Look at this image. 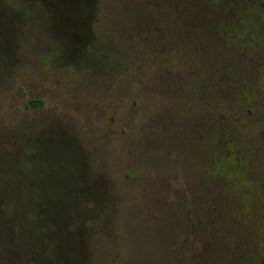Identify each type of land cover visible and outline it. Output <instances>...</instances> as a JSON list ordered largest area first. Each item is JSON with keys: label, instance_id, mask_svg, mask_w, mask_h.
Masks as SVG:
<instances>
[{"label": "rangeland", "instance_id": "obj_1", "mask_svg": "<svg viewBox=\"0 0 264 264\" xmlns=\"http://www.w3.org/2000/svg\"><path fill=\"white\" fill-rule=\"evenodd\" d=\"M0 264H264V0H0Z\"/></svg>", "mask_w": 264, "mask_h": 264}, {"label": "trees", "instance_id": "obj_2", "mask_svg": "<svg viewBox=\"0 0 264 264\" xmlns=\"http://www.w3.org/2000/svg\"><path fill=\"white\" fill-rule=\"evenodd\" d=\"M30 105H31L32 107H37V106L42 105V102H41V101H32V102L30 103Z\"/></svg>", "mask_w": 264, "mask_h": 264}]
</instances>
